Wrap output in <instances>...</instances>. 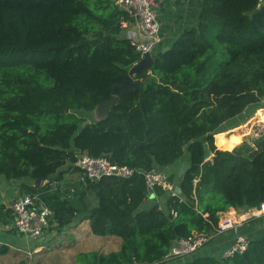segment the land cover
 Segmentation results:
<instances>
[{
  "label": "trees",
  "instance_id": "1",
  "mask_svg": "<svg viewBox=\"0 0 264 264\" xmlns=\"http://www.w3.org/2000/svg\"><path fill=\"white\" fill-rule=\"evenodd\" d=\"M124 19L115 0H0V173L60 181L67 164L84 175L82 152L145 171L188 152L189 168L169 175L175 195L149 189L142 172L79 179L68 192L25 187L50 207L53 228L89 219L94 234L122 238L117 250L78 252L77 264H264V236H248L229 256L167 258L181 237L216 234L230 208L264 202V131L243 142L219 132L264 101V2L201 0L170 48L134 75L130 93L120 85L141 54ZM114 94L108 114L83 125V113Z\"/></svg>",
  "mask_w": 264,
  "mask_h": 264
},
{
  "label": "crops",
  "instance_id": "2",
  "mask_svg": "<svg viewBox=\"0 0 264 264\" xmlns=\"http://www.w3.org/2000/svg\"><path fill=\"white\" fill-rule=\"evenodd\" d=\"M159 1L158 17L160 32L163 36L164 45H169L198 15L201 0ZM131 27H134V25ZM125 31L127 32V29ZM251 109L255 110V107H249L245 112L223 123L220 132L231 134V131L237 130L236 133H241L240 129H243V123H248L251 115L255 113ZM261 109H264V107L257 111ZM254 117L256 118V116ZM241 134L243 135V133ZM257 135L256 133H252L245 138L242 137V139L256 137ZM182 163L189 164L188 158L184 156L177 164L169 165L163 168V170L168 175L177 174L179 176ZM61 169L66 171L60 180L62 191L68 192L69 188L73 191L74 189L70 185L74 182V177L68 170L69 164ZM81 176V174L77 175V180L75 181L81 179ZM40 183H43V186H47L48 179L43 182H36L34 178L29 176L21 179H7L0 173V264H54V261H52L54 254L61 257L60 262H64V264H77L75 262V255L78 252L94 249L107 252L119 249L122 243L121 239L115 235L101 236L94 234L91 230L89 219L76 218L71 223L62 227L61 232H59V229L53 228V225H49L45 233L40 237H30L20 233L16 227V219L11 205L16 199L29 193L25 185ZM34 195L38 196L36 199L38 205L45 204L38 193ZM90 196L94 197L90 193L88 200L95 202V197L91 199ZM154 197V194L151 195V200L149 199V201H152ZM224 215H231L235 219V227L226 232L214 234L211 240L193 256L222 253L234 243L238 234L251 238L264 236V214L258 213L257 208L244 209L232 207L221 216ZM86 235L97 236L96 241H100V244L89 247ZM61 238H64L62 243L59 246H54L56 240Z\"/></svg>",
  "mask_w": 264,
  "mask_h": 264
},
{
  "label": "built area",
  "instance_id": "3",
  "mask_svg": "<svg viewBox=\"0 0 264 264\" xmlns=\"http://www.w3.org/2000/svg\"><path fill=\"white\" fill-rule=\"evenodd\" d=\"M118 7L124 9L130 19L122 21V27L127 29L126 35L130 38L137 51L143 56L144 52L155 51L163 42L160 32V21L158 17L159 0H115ZM134 18V19H132ZM134 22V23H132ZM134 25V27H131ZM77 164L84 170L81 179H100L107 175L132 176L136 172H142L146 178L149 189L160 184L165 189L176 194L175 184L169 179V175L163 169H151L145 171L126 164L113 163L107 156H92L86 152L78 155ZM197 181V179H195ZM50 187L62 186L56 179H49ZM37 195L27 193L16 199L11 205L16 219L18 231L30 237L42 236L50 225L51 209L46 204L38 205ZM257 212L264 214V202L257 208ZM235 219L231 215L221 216L217 227V233H223L234 228ZM214 236L213 233L194 232L187 237L177 239L167 258H176L189 255L203 248ZM250 242L248 236L238 234L234 243L224 251L225 256L233 255L237 251L246 249Z\"/></svg>",
  "mask_w": 264,
  "mask_h": 264
},
{
  "label": "water",
  "instance_id": "4",
  "mask_svg": "<svg viewBox=\"0 0 264 264\" xmlns=\"http://www.w3.org/2000/svg\"><path fill=\"white\" fill-rule=\"evenodd\" d=\"M261 1L264 2V0H261ZM169 48H170V45H166L162 48H157L155 51L144 52L143 56L140 58V60L131 67L130 73L126 76V83L122 84L120 86L123 87L127 93H130L133 90H135L136 84H135V80H134V75L139 73L144 68L151 69L155 56L157 54H159L160 52L166 51ZM117 102H118V97L115 94L112 95L111 98L103 100L93 110L94 115H95V119L97 120V119H100V118L104 117L105 115H107L111 106L116 104ZM90 121H91V119L87 118L83 122V125H86ZM204 148H205L204 160L207 161V160L212 159L214 154L211 151V149L208 147V144L206 142L204 143ZM188 168H189L188 163H182L180 166V170H179V176H181ZM36 182H41V178H37ZM177 188L180 191L179 185L177 186Z\"/></svg>",
  "mask_w": 264,
  "mask_h": 264
},
{
  "label": "rangeland",
  "instance_id": "5",
  "mask_svg": "<svg viewBox=\"0 0 264 264\" xmlns=\"http://www.w3.org/2000/svg\"><path fill=\"white\" fill-rule=\"evenodd\" d=\"M262 107H264V101L260 105H256L255 110L251 109V110L255 111V113L253 115H251V117L249 119L250 121L248 123H243V129H240L241 133H243V138H245L247 135H251L252 133L259 134L260 132L264 131V109L257 111L258 109H260ZM83 115L88 119H94L95 120V115H94L93 111L91 113L90 112L89 113L84 112ZM254 116H256V118ZM235 131H237V130H235ZM235 131H231V132H235ZM243 140L244 139H242L241 142H243ZM217 147L220 148L219 146H217ZM185 157L188 158V152L185 153ZM68 170H69L70 174H72V176L74 177V182H72V184L76 183L75 180H77V175H79V174L82 175V172L80 170H75V169H71V168H69ZM90 198L93 199L94 197L90 196ZM50 232H53V231H50ZM59 232H61V230H59ZM116 237H118L122 241V238L120 236H116ZM86 239L88 241L87 245L89 247L98 246L100 244V241H96L97 236L86 235ZM62 240H64V238L63 239L62 238L57 239L56 243H54V246H56V245L59 246L62 243ZM104 248H106V247H104ZM106 250H108V249H106ZM60 260H61V257H58L57 254H54V258L52 259V261H54L53 263L54 264H64V262H60Z\"/></svg>",
  "mask_w": 264,
  "mask_h": 264
}]
</instances>
